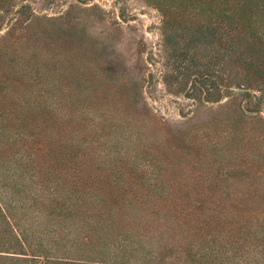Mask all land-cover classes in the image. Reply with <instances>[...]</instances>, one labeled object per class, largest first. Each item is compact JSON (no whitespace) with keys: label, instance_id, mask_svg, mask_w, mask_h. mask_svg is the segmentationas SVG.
<instances>
[{"label":"rangeland","instance_id":"obj_1","mask_svg":"<svg viewBox=\"0 0 264 264\" xmlns=\"http://www.w3.org/2000/svg\"><path fill=\"white\" fill-rule=\"evenodd\" d=\"M157 2L0 0V105L10 116L17 108L25 118L48 117L42 135L63 160L92 150L117 163L112 176H99L94 159L92 167L58 184L61 194L70 187L84 195L90 213L16 212L26 249L41 240L48 256H57L63 251L53 255L52 246L63 250L68 240L82 245L88 232L96 240L94 253L66 251L69 258L224 264L218 259H225L229 244L214 235L221 228L229 236L236 228L214 223L203 229L188 218L209 214L198 209L205 199L249 196L245 183L258 177L257 187L264 188V0H215L225 11L245 9L253 30L241 36L256 43L243 46L223 27L207 36L206 45L193 42L202 36L191 20L194 8L183 10L188 19L173 11L165 17ZM203 70L215 74L217 91L208 98L192 91ZM101 135L112 144L92 142ZM213 183L227 191H210ZM110 216L114 225L104 220ZM24 258L4 253L0 264L39 262Z\"/></svg>","mask_w":264,"mask_h":264},{"label":"trees","instance_id":"obj_2","mask_svg":"<svg viewBox=\"0 0 264 264\" xmlns=\"http://www.w3.org/2000/svg\"><path fill=\"white\" fill-rule=\"evenodd\" d=\"M157 1L165 17L166 14L169 15L170 11H173V13L176 12L188 19L190 17L188 11L183 10L188 6L194 8L191 20H194L196 24V34L202 36H195L193 42L196 39L200 42L203 41L201 46L206 45L207 36L215 34L218 29H221L220 27H223L230 35L231 40H238L241 46L256 43L252 41L250 43L248 37L241 36L244 33L249 34L253 30V25L246 19L248 14L244 8L241 11L240 9L234 11L227 8L228 11H225L215 0H212L214 6H204L202 0H176L178 4L175 8L169 5V1L168 3L166 0ZM163 38L165 43L166 36ZM252 49H254L253 45L250 46L251 51ZM213 75L215 74L211 70L198 71L193 79L192 91H203L207 98L213 96L217 91ZM14 110L15 116H10L8 108L5 105L4 108L2 104L0 105V256L5 253L24 256V259L31 257V260H38V264H82L75 261L91 263L92 260L69 258L73 256L65 254L68 251V253H77L79 255L77 257L89 255L86 253L96 248V240L91 238L88 232L85 234V238L81 239L82 245L74 244L68 240V245L63 250H60L57 245L52 246L53 255L63 251L57 256H48L50 248L44 246L41 240L33 250L26 249L24 231L18 232L23 221L17 217L16 212L26 216L31 211H34L33 216L40 212H46V215L52 216L55 212L61 214L62 210L70 211L73 208L83 210L85 208V211L90 213L87 208L88 204L83 198L84 195H75L70 187H67L61 194L58 184L69 181L73 175L76 177L75 175L81 174L79 169L83 171V168L92 167L94 159L98 161L99 176H112V169L117 168L116 159L109 153H107L108 156L106 153L105 156H101L102 153L88 150L63 160V157L59 156V150L51 145V140L42 135L49 118H41L36 115L25 118L26 116L16 115V112L21 109L15 108ZM106 137L108 136L101 135L92 142L105 146V142L111 143L110 140L107 141ZM41 145L45 149H40ZM73 158L76 159L77 165L71 169L69 165L72 164ZM63 168L66 170H62ZM68 168L71 169L70 172ZM95 169L97 168L95 167ZM257 179L245 183L247 186L245 191H250L249 196L229 198L221 195L207 203L205 199L198 209H202L204 212L208 211L209 214L193 215L188 218L189 223L198 222L203 229L214 223L228 228H236L237 232L229 231V236L221 228H219L218 234L214 235V238L229 244L227 247L229 252L225 259H218L224 264H264V208H261V205H264V188L257 187L260 185V183H256ZM212 185L209 187L210 191H227L225 184L213 183ZM58 193L61 195L57 196ZM97 202L98 200L90 202V208ZM104 205L99 201L96 208L101 210ZM98 212L95 209V213ZM103 212H100L98 216L102 217ZM238 215H246V217L241 218ZM104 220L115 224V220L111 216ZM246 248L252 249L245 257L243 252ZM14 249H22L25 253L10 252ZM58 255H62V257H58ZM98 262L106 264L102 261Z\"/></svg>","mask_w":264,"mask_h":264}]
</instances>
